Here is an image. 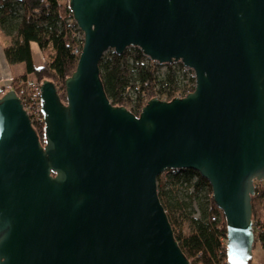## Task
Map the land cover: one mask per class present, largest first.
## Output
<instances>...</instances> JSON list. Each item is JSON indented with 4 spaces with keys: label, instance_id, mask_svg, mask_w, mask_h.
Listing matches in <instances>:
<instances>
[{
    "label": "water",
    "instance_id": "water-1",
    "mask_svg": "<svg viewBox=\"0 0 264 264\" xmlns=\"http://www.w3.org/2000/svg\"><path fill=\"white\" fill-rule=\"evenodd\" d=\"M84 33L75 72L41 85L45 144L12 89L0 97V264H191L158 177L205 178L231 264L253 257L251 197L264 180V0H69ZM180 62L195 87L139 116L100 80L105 52Z\"/></svg>",
    "mask_w": 264,
    "mask_h": 264
},
{
    "label": "trees",
    "instance_id": "trees-1",
    "mask_svg": "<svg viewBox=\"0 0 264 264\" xmlns=\"http://www.w3.org/2000/svg\"><path fill=\"white\" fill-rule=\"evenodd\" d=\"M70 14L69 0H0V27L10 38L9 45L4 47L6 60L9 64H25L26 74L22 77L32 75L39 82H53L64 103L65 81L75 72L79 58L74 53L66 23ZM33 44L43 57L40 68L33 63ZM159 66L135 47L120 55L112 50L104 54L99 63L100 80L112 105L126 107L139 116L152 98L171 101L194 90L192 72L183 65L167 64L163 75L158 72ZM17 80L9 86H1L0 97L10 89L17 92ZM33 127L44 145L45 125L33 124ZM162 175L157 180L158 197L184 256L191 264H231L227 255L225 217L214 203L209 182L190 169L169 170L165 178ZM258 183L263 185L260 190ZM254 184L252 220L264 205V181ZM196 209L198 218L194 217ZM254 234L253 251L259 246L264 253V225L259 229L254 227ZM247 264L264 263L255 262L253 256Z\"/></svg>",
    "mask_w": 264,
    "mask_h": 264
},
{
    "label": "built area",
    "instance_id": "built-area-1",
    "mask_svg": "<svg viewBox=\"0 0 264 264\" xmlns=\"http://www.w3.org/2000/svg\"><path fill=\"white\" fill-rule=\"evenodd\" d=\"M66 23L69 28V35L72 38V44H73V50L74 53L77 56H80L82 53V47L84 44V33L83 31L79 28L77 23L75 22L72 13L67 17ZM174 64H181L180 62L174 63ZM182 65V64H181ZM185 68V67H184ZM186 70H189L192 72V76L194 77V73L192 70L185 68ZM41 85L42 82H39L37 79H35L32 75H26L25 77H20L17 82V96L20 98L23 108L28 114L32 125L33 124H44V115L42 112V98H41ZM192 85V84H191ZM195 86V84H194ZM189 92L187 91L184 94H180L177 97L182 98L186 96ZM169 174V170L165 171L163 175ZM164 177V178H165ZM264 181V180H262ZM261 183V182H260ZM258 183L257 189H261L263 187L262 184ZM255 185V184H254ZM255 195V191L253 196ZM253 229L254 227L256 229H259L261 225L256 221L253 220Z\"/></svg>",
    "mask_w": 264,
    "mask_h": 264
},
{
    "label": "crops",
    "instance_id": "crops-1",
    "mask_svg": "<svg viewBox=\"0 0 264 264\" xmlns=\"http://www.w3.org/2000/svg\"><path fill=\"white\" fill-rule=\"evenodd\" d=\"M10 38L6 36L0 27V87L9 86L11 82L26 74L25 64H9L4 54V47L9 45ZM32 59L34 66L40 68L43 65V57L36 44L32 45Z\"/></svg>",
    "mask_w": 264,
    "mask_h": 264
},
{
    "label": "rangeland",
    "instance_id": "rangeland-1",
    "mask_svg": "<svg viewBox=\"0 0 264 264\" xmlns=\"http://www.w3.org/2000/svg\"><path fill=\"white\" fill-rule=\"evenodd\" d=\"M107 52H105V54H107ZM166 66H167V64L166 65L165 64H161L158 67V72H159L160 75H163L166 72V70H167ZM19 78H17V79H19ZM17 82H18V80H17ZM165 176L166 175H162V178H164ZM181 197H183V195ZM261 208L262 209L260 211V214L258 216H256L255 220L262 226V225H264V205ZM194 217H196V218L199 217L197 209H196V213L194 214ZM187 229H188L187 228V224H184L185 232H188ZM253 256H254L255 262L264 263V253H263L262 249L259 246H256V248L254 249Z\"/></svg>",
    "mask_w": 264,
    "mask_h": 264
}]
</instances>
